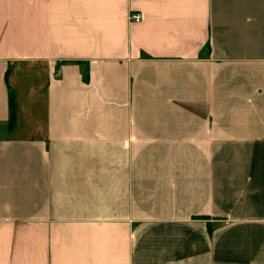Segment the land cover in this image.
<instances>
[{
  "label": "crops",
  "instance_id": "obj_1",
  "mask_svg": "<svg viewBox=\"0 0 264 264\" xmlns=\"http://www.w3.org/2000/svg\"><path fill=\"white\" fill-rule=\"evenodd\" d=\"M0 264H264V0H0Z\"/></svg>",
  "mask_w": 264,
  "mask_h": 264
},
{
  "label": "built area",
  "instance_id": "obj_2",
  "mask_svg": "<svg viewBox=\"0 0 264 264\" xmlns=\"http://www.w3.org/2000/svg\"><path fill=\"white\" fill-rule=\"evenodd\" d=\"M130 21H140L143 19V14L141 12H131L129 15Z\"/></svg>",
  "mask_w": 264,
  "mask_h": 264
},
{
  "label": "trees",
  "instance_id": "obj_3",
  "mask_svg": "<svg viewBox=\"0 0 264 264\" xmlns=\"http://www.w3.org/2000/svg\"><path fill=\"white\" fill-rule=\"evenodd\" d=\"M87 76V75H86ZM12 119H11V123L13 122V120H14V112L12 111V117H11Z\"/></svg>",
  "mask_w": 264,
  "mask_h": 264
}]
</instances>
